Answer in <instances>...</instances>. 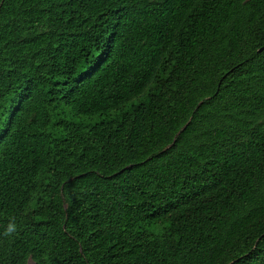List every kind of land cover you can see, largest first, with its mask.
<instances>
[{"label": "trees", "instance_id": "1", "mask_svg": "<svg viewBox=\"0 0 264 264\" xmlns=\"http://www.w3.org/2000/svg\"><path fill=\"white\" fill-rule=\"evenodd\" d=\"M0 264H264V0H0Z\"/></svg>", "mask_w": 264, "mask_h": 264}, {"label": "clouds", "instance_id": "2", "mask_svg": "<svg viewBox=\"0 0 264 264\" xmlns=\"http://www.w3.org/2000/svg\"><path fill=\"white\" fill-rule=\"evenodd\" d=\"M16 230V226L10 224L8 230L6 231V235H11Z\"/></svg>", "mask_w": 264, "mask_h": 264}, {"label": "rangeland", "instance_id": "3", "mask_svg": "<svg viewBox=\"0 0 264 264\" xmlns=\"http://www.w3.org/2000/svg\"><path fill=\"white\" fill-rule=\"evenodd\" d=\"M31 263V262H30Z\"/></svg>", "mask_w": 264, "mask_h": 264}]
</instances>
